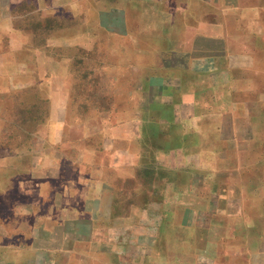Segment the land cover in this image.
<instances>
[{"label":"crops","instance_id":"1","mask_svg":"<svg viewBox=\"0 0 264 264\" xmlns=\"http://www.w3.org/2000/svg\"><path fill=\"white\" fill-rule=\"evenodd\" d=\"M0 264H264V0H0Z\"/></svg>","mask_w":264,"mask_h":264}]
</instances>
